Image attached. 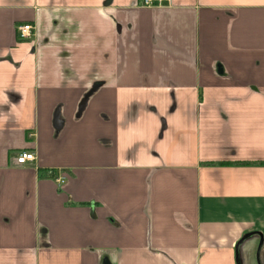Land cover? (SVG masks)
I'll use <instances>...</instances> for the list:
<instances>
[{"label":"crops","instance_id":"0c3cea01","mask_svg":"<svg viewBox=\"0 0 264 264\" xmlns=\"http://www.w3.org/2000/svg\"><path fill=\"white\" fill-rule=\"evenodd\" d=\"M0 264H264V0H0Z\"/></svg>","mask_w":264,"mask_h":264},{"label":"built area","instance_id":"2783aa9c","mask_svg":"<svg viewBox=\"0 0 264 264\" xmlns=\"http://www.w3.org/2000/svg\"><path fill=\"white\" fill-rule=\"evenodd\" d=\"M169 2V0H142V5L151 7L156 5ZM18 34L21 39H29L32 36V26L29 24L21 25L18 28ZM35 159L34 154L31 152H20L16 157V163L19 165L25 164L26 162L33 161ZM65 177L59 178V184L64 183Z\"/></svg>","mask_w":264,"mask_h":264}]
</instances>
